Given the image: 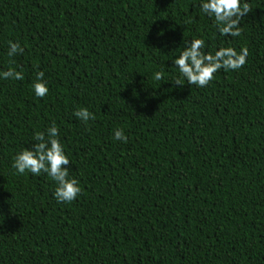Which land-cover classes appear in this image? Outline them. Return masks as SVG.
Here are the masks:
<instances>
[{
	"label": "trees",
	"instance_id": "16d2710c",
	"mask_svg": "<svg viewBox=\"0 0 264 264\" xmlns=\"http://www.w3.org/2000/svg\"><path fill=\"white\" fill-rule=\"evenodd\" d=\"M247 2L228 37L199 0H0V72L22 74L0 79V264H264V0ZM197 37L245 64L189 85L172 59ZM53 123L81 187L68 203L11 167Z\"/></svg>",
	"mask_w": 264,
	"mask_h": 264
},
{
	"label": "clouds",
	"instance_id": "9594fccd",
	"mask_svg": "<svg viewBox=\"0 0 264 264\" xmlns=\"http://www.w3.org/2000/svg\"><path fill=\"white\" fill-rule=\"evenodd\" d=\"M200 12L213 20L221 36L238 37L241 34L240 22L250 10L247 0H199ZM205 41L197 37L186 41L181 51L172 59L179 75L189 85L203 87L207 85L220 69L237 70L246 62L248 51L241 47H218L214 52L204 51ZM23 52L19 42L8 41L7 55L15 56ZM44 73L38 71L32 83L33 94L42 98L48 94L49 88L43 79ZM22 78V74L12 68L0 72V79ZM153 78L162 79V73L156 71ZM179 84L178 82L174 81ZM73 115L81 122L93 118V114L86 107L74 109ZM113 139L126 142L127 137L123 129L117 127L113 131ZM34 143L19 150L12 159L11 167L16 174H31L39 176L46 174L55 183L54 198L60 203L73 201L81 192L79 182L69 176V158L65 146L59 138V130L55 123L44 131L35 132L32 137Z\"/></svg>",
	"mask_w": 264,
	"mask_h": 264
}]
</instances>
